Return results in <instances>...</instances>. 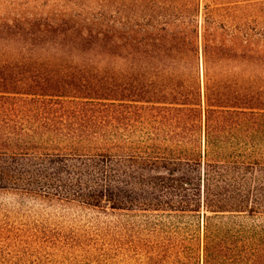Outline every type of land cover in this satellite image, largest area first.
Masks as SVG:
<instances>
[{"label": "trees", "instance_id": "obj_1", "mask_svg": "<svg viewBox=\"0 0 264 264\" xmlns=\"http://www.w3.org/2000/svg\"><path fill=\"white\" fill-rule=\"evenodd\" d=\"M0 264H264V0H0Z\"/></svg>", "mask_w": 264, "mask_h": 264}]
</instances>
